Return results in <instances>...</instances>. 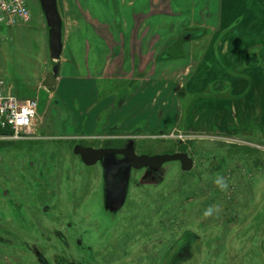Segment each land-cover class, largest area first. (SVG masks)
Returning a JSON list of instances; mask_svg holds the SVG:
<instances>
[{
	"label": "rangeland",
	"instance_id": "374dc122",
	"mask_svg": "<svg viewBox=\"0 0 264 264\" xmlns=\"http://www.w3.org/2000/svg\"><path fill=\"white\" fill-rule=\"evenodd\" d=\"M28 7V23L0 26V74L16 96L37 97L40 123L28 139L0 137V264H264V132L214 131L207 110L189 115L183 106L176 116L172 101H137L145 114L133 106L125 117L93 93L64 105L62 88L41 86L60 61L49 56L39 0ZM206 95L185 102L204 104ZM128 138L137 153L182 151L193 166L131 169L114 211L104 169L73 147Z\"/></svg>",
	"mask_w": 264,
	"mask_h": 264
},
{
	"label": "crops",
	"instance_id": "0c3cea01",
	"mask_svg": "<svg viewBox=\"0 0 264 264\" xmlns=\"http://www.w3.org/2000/svg\"><path fill=\"white\" fill-rule=\"evenodd\" d=\"M56 2L62 19L56 87L63 104L93 93L125 117L133 116L126 111L133 106L145 114L148 105L137 101H172L176 116L183 106L189 115L207 110L214 131L264 132V0ZM205 93L204 104L188 107L185 101Z\"/></svg>",
	"mask_w": 264,
	"mask_h": 264
},
{
	"label": "water",
	"instance_id": "95a60500",
	"mask_svg": "<svg viewBox=\"0 0 264 264\" xmlns=\"http://www.w3.org/2000/svg\"><path fill=\"white\" fill-rule=\"evenodd\" d=\"M40 6L45 16L48 30V46L49 56L54 61H59L62 49V19L58 11L56 0H39ZM59 74V62L52 66L50 71H47L41 81V86L47 91L55 89L57 77ZM134 140L130 138L126 148H111V147H92L76 144L73 147V153L80 156L81 160L86 165H93L103 157L115 154H122L123 157L119 160L118 165L125 167L124 181L121 182L114 197L109 201V207L112 210H117L124 201V190L129 171L131 168L139 169L142 167H150L152 169L160 168L165 162L178 161L180 168L183 171H188L193 166V160L186 152L177 151L173 153L160 154H137L134 149Z\"/></svg>",
	"mask_w": 264,
	"mask_h": 264
},
{
	"label": "built area",
	"instance_id": "2783aa9c",
	"mask_svg": "<svg viewBox=\"0 0 264 264\" xmlns=\"http://www.w3.org/2000/svg\"><path fill=\"white\" fill-rule=\"evenodd\" d=\"M29 1L0 0V26H18L28 23L31 19ZM38 119L37 97L16 96L0 74V128H7L10 131L0 137L28 139L37 129Z\"/></svg>",
	"mask_w": 264,
	"mask_h": 264
},
{
	"label": "flooded vegetation",
	"instance_id": "af4514ba",
	"mask_svg": "<svg viewBox=\"0 0 264 264\" xmlns=\"http://www.w3.org/2000/svg\"><path fill=\"white\" fill-rule=\"evenodd\" d=\"M129 140L130 139L128 138V140L125 141L124 143L105 144V145H102L100 147L126 148L128 143H129ZM133 145H134V143H133ZM134 149H135V147H134ZM137 154H141V153H137ZM145 154H149V153H145ZM149 155H151V154H149ZM122 157H123L122 154L117 153L114 156L109 155L107 157H103L102 160H99L96 162V163H100V165L104 169V179H105V183H106V192H107L106 197H107L108 201H111V199L115 195V192L117 191L118 187L120 186L121 182L124 181L123 179L125 177V170L126 169L123 165H118L119 160ZM96 163H94V164H96ZM87 166H91V165H87ZM131 169H134V168H131ZM131 169H130V171H131ZM148 169H150L151 171H155V169H152L150 167H148ZM126 181L127 180H125V182Z\"/></svg>",
	"mask_w": 264,
	"mask_h": 264
},
{
	"label": "clouds",
	"instance_id": "9594fccd",
	"mask_svg": "<svg viewBox=\"0 0 264 264\" xmlns=\"http://www.w3.org/2000/svg\"><path fill=\"white\" fill-rule=\"evenodd\" d=\"M216 183L221 187L222 190H225L227 188V183L223 181L222 178L218 179ZM212 209L210 208L208 211H206L205 215H210Z\"/></svg>",
	"mask_w": 264,
	"mask_h": 264
},
{
	"label": "trees",
	"instance_id": "16d2710c",
	"mask_svg": "<svg viewBox=\"0 0 264 264\" xmlns=\"http://www.w3.org/2000/svg\"><path fill=\"white\" fill-rule=\"evenodd\" d=\"M9 132H10L9 129H7V128H5V129L0 128V135L7 134Z\"/></svg>",
	"mask_w": 264,
	"mask_h": 264
}]
</instances>
